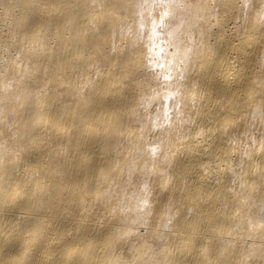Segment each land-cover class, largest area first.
Masks as SVG:
<instances>
[{
    "label": "bare ground",
    "instance_id": "bare-ground-1",
    "mask_svg": "<svg viewBox=\"0 0 264 264\" xmlns=\"http://www.w3.org/2000/svg\"><path fill=\"white\" fill-rule=\"evenodd\" d=\"M0 264H264V0H0Z\"/></svg>",
    "mask_w": 264,
    "mask_h": 264
}]
</instances>
